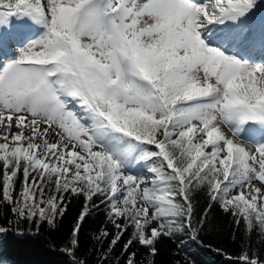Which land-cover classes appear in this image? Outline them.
Wrapping results in <instances>:
<instances>
[{
  "label": "snow or ice",
  "instance_id": "obj_1",
  "mask_svg": "<svg viewBox=\"0 0 264 264\" xmlns=\"http://www.w3.org/2000/svg\"><path fill=\"white\" fill-rule=\"evenodd\" d=\"M257 7V0H0V29L13 20L41 29L0 61V204L16 222L51 225L66 211V193L82 196L65 249L75 256L80 224L99 199L116 229L96 237L111 235L100 264L130 228L125 264H138L134 242L154 258L161 237L189 231L195 239L192 192L202 187L243 221L246 235L264 236ZM257 46L260 59L251 55ZM134 161L146 172L133 174ZM228 259L264 264L248 249Z\"/></svg>",
  "mask_w": 264,
  "mask_h": 264
},
{
  "label": "trees",
  "instance_id": "obj_2",
  "mask_svg": "<svg viewBox=\"0 0 264 264\" xmlns=\"http://www.w3.org/2000/svg\"><path fill=\"white\" fill-rule=\"evenodd\" d=\"M262 2L264 0H257V4ZM65 197L66 211L51 225L46 221L16 222L8 207L0 204V225L9 228L8 232L0 233V264H73L74 260L100 264L99 258L108 249L111 235L100 241L96 237L102 229L110 234L116 232L107 219L106 205L94 198L98 206H90L89 214L80 224L78 249L75 256H70L65 249L85 201L82 196L71 193H66ZM192 198L195 207L193 223L199 229L197 237L193 239L189 231L161 237L154 258L148 256L145 247L134 242L130 251L137 253L138 264L151 259L155 264H235L228 257L239 256L242 249H248L250 255L255 253L264 260V236L257 231L246 235L243 221L237 225L234 216L211 201L206 187L194 190ZM205 211L207 215L201 227L198 221L204 217ZM131 234L130 228L108 256L107 264H125L127 254L122 255V248Z\"/></svg>",
  "mask_w": 264,
  "mask_h": 264
},
{
  "label": "rangeland",
  "instance_id": "obj_3",
  "mask_svg": "<svg viewBox=\"0 0 264 264\" xmlns=\"http://www.w3.org/2000/svg\"><path fill=\"white\" fill-rule=\"evenodd\" d=\"M2 10L3 9H0V11ZM256 10L257 12L262 11V13L257 18H255L257 21H259L261 18H264V5H260L257 8L253 9V11ZM40 31L41 29H39L38 26L31 24V22L25 24L15 20H13L12 26L0 29V33H2V36H0V41H2L0 42V61H6L13 58L18 49L22 47L29 38H35L37 35H39ZM243 54L248 55L249 53ZM251 55L254 59L262 58L259 46H257V48L251 52ZM71 107L73 106L70 105V108ZM222 127L223 130L231 137L232 133L228 130V128L226 126ZM241 136L243 137V133L241 134ZM242 142L247 144L249 147L251 146V144L246 140L242 139ZM131 171L133 174H141L146 172L145 162L134 161L131 167ZM153 227H156V225L153 224Z\"/></svg>",
  "mask_w": 264,
  "mask_h": 264
},
{
  "label": "bare ground",
  "instance_id": "obj_4",
  "mask_svg": "<svg viewBox=\"0 0 264 264\" xmlns=\"http://www.w3.org/2000/svg\"><path fill=\"white\" fill-rule=\"evenodd\" d=\"M261 13L262 11L257 12L255 18H257Z\"/></svg>",
  "mask_w": 264,
  "mask_h": 264
}]
</instances>
